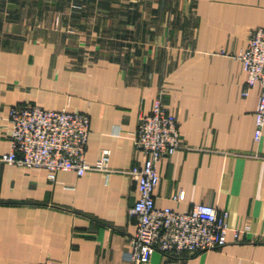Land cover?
<instances>
[{"label": "crops", "instance_id": "0c3cea01", "mask_svg": "<svg viewBox=\"0 0 264 264\" xmlns=\"http://www.w3.org/2000/svg\"><path fill=\"white\" fill-rule=\"evenodd\" d=\"M72 4L63 15L57 0H0V158L10 107L31 102L88 113L86 160L109 149V171L51 179L0 159V264H128L138 188L127 170L142 160L133 137L159 94L180 146L158 162L156 206L211 204L240 236L201 252L155 250L144 264H264L260 87L243 94L236 57L264 27V0Z\"/></svg>", "mask_w": 264, "mask_h": 264}, {"label": "built area", "instance_id": "2783aa9c", "mask_svg": "<svg viewBox=\"0 0 264 264\" xmlns=\"http://www.w3.org/2000/svg\"><path fill=\"white\" fill-rule=\"evenodd\" d=\"M245 72V90L258 85L260 92L254 112V138L264 129V27L253 28L246 47L238 52ZM6 136L10 149L1 160L28 168H42L52 179L59 170L83 175L89 170L109 171V149H103L95 162L86 160L90 118L86 112L68 107L48 109L35 103L14 104L9 109ZM142 153L141 164L127 170L138 188V198L130 208L136 230L126 253L128 264H144L152 253L201 252L237 241L240 230L231 227L228 212L206 203H195L188 210L156 206L155 189L159 183L158 162L180 146L178 121L159 94L151 113L140 118L133 137ZM180 193L174 199H179ZM231 238V239H230Z\"/></svg>", "mask_w": 264, "mask_h": 264}, {"label": "rangeland", "instance_id": "374dc122", "mask_svg": "<svg viewBox=\"0 0 264 264\" xmlns=\"http://www.w3.org/2000/svg\"><path fill=\"white\" fill-rule=\"evenodd\" d=\"M57 2H58V4L61 6V8L58 7V10H60L59 13H61V11H63L62 13H63V15H64V13H65L67 10L70 9V5H69V4H71V2L73 3V4H72V8H75L76 5L80 3V0L70 1V3H69V0H57ZM75 3H77V4H75ZM57 19H63V18L61 17V18H57ZM44 20L46 21L47 18H45ZM58 21H59V20H58ZM46 22H47V21H46ZM46 22H45V23H46Z\"/></svg>", "mask_w": 264, "mask_h": 264}]
</instances>
